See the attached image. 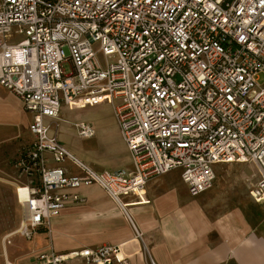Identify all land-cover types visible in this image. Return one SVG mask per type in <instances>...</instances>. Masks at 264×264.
<instances>
[{"label": "built area", "instance_id": "built-area-1", "mask_svg": "<svg viewBox=\"0 0 264 264\" xmlns=\"http://www.w3.org/2000/svg\"><path fill=\"white\" fill-rule=\"evenodd\" d=\"M263 73L264 0H0V85L32 114L33 135L16 163L23 217L11 235L51 231L53 217L86 201L76 191L96 185L141 237L123 199L175 168L197 196L214 186L215 165L254 163L261 179L251 196L264 202ZM103 102L130 172L97 170L51 133L63 105ZM73 127L96 135L88 122ZM73 261L126 264L112 244L52 248L33 264Z\"/></svg>", "mask_w": 264, "mask_h": 264}, {"label": "crops", "instance_id": "crops-1", "mask_svg": "<svg viewBox=\"0 0 264 264\" xmlns=\"http://www.w3.org/2000/svg\"><path fill=\"white\" fill-rule=\"evenodd\" d=\"M97 105L83 108L63 105L69 116L61 117L60 127L64 123L73 127V123L85 121L96 128L93 118L76 120L79 115L71 111ZM109 111L112 115L108 127L114 134V143H106L103 137L105 143L100 141L90 148L78 145L68 136L71 127L68 124L62 134L60 128L52 129L51 133L97 170L130 172L132 158L112 108ZM31 121L32 114L24 108L20 97L0 85V178H11L8 182L12 185L19 176L15 163L33 140L29 130ZM97 133L100 134L98 130ZM220 164L215 165L214 186L197 196L189 193L182 169L175 168L149 180L139 195L124 197L141 237L136 236L121 208L103 189L96 185L83 186L76 192L86 201L67 205L52 218L51 231L40 227L30 239L21 235L11 240L13 234L7 239L10 245L4 239L12 233L4 236L5 260L13 264H33L37 255L52 248L66 253L112 244L120 247L126 264H151V259L155 264H264V211L252 213L237 204L240 198L226 181H217L216 171ZM253 165L258 179L250 188V195L261 179L258 167ZM8 192L17 200L15 188L10 187ZM257 203L264 205V202ZM20 253L25 255L23 260H19ZM70 264L84 263L73 261Z\"/></svg>", "mask_w": 264, "mask_h": 264}, {"label": "rangeland", "instance_id": "rangeland-1", "mask_svg": "<svg viewBox=\"0 0 264 264\" xmlns=\"http://www.w3.org/2000/svg\"><path fill=\"white\" fill-rule=\"evenodd\" d=\"M23 37L24 36L22 35L18 36L16 41L23 39ZM65 68L68 73L71 71V66L69 63L65 64ZM259 82L264 85V73L260 75ZM109 109H111V106H109V104L103 103L97 105L94 108L89 107L71 111V114L79 115L78 119L76 120H89V118H93L96 121L94 123L97 128L96 130H98L100 134L97 133L92 138H82L77 135L75 128H73L70 123H67L69 127L71 126L68 129V136L70 140L77 143L78 145L88 148L96 145V143L100 141L105 143V139H107L106 143L108 144L114 143V134L111 133L108 127L112 115ZM66 116H69L68 112L65 113V111L62 109L61 117L66 118ZM67 124L64 123L63 126H59L61 134L63 133V128H67ZM103 137H105V139ZM253 164L254 163L251 162L220 164L218 165L216 171L217 181H226L225 183H227L228 187L234 191L238 198H240L237 204L249 209L252 213L253 211L258 210L264 211V205L255 202L249 192L252 185L258 179V174ZM15 175H17L16 172ZM8 179L10 181L12 180L9 177L0 178V264H6L3 238L7 234L15 232L19 228L23 211V207L19 204V202H17V200H15V197L11 196L10 192H8L10 187L15 188L14 185L8 182ZM13 182H15V180ZM18 236H21V234L16 233L15 235L11 236L10 239L12 240L15 237L14 240H16L18 239ZM22 237L24 236L22 235ZM7 245L10 244L8 243ZM20 254L21 257L19 260H23L25 255L24 253Z\"/></svg>", "mask_w": 264, "mask_h": 264}, {"label": "bare ground", "instance_id": "bare-ground-1", "mask_svg": "<svg viewBox=\"0 0 264 264\" xmlns=\"http://www.w3.org/2000/svg\"><path fill=\"white\" fill-rule=\"evenodd\" d=\"M10 235H11V234H10ZM10 235H9V236H10ZM6 262H7V264H13L9 259H7Z\"/></svg>", "mask_w": 264, "mask_h": 264}]
</instances>
